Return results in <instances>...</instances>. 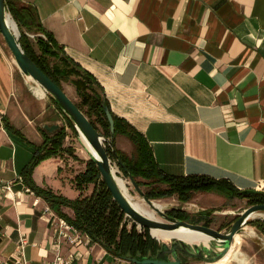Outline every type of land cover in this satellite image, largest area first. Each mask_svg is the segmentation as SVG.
Segmentation results:
<instances>
[{"label": "crops", "instance_id": "obj_1", "mask_svg": "<svg viewBox=\"0 0 264 264\" xmlns=\"http://www.w3.org/2000/svg\"><path fill=\"white\" fill-rule=\"evenodd\" d=\"M11 1L34 10L41 32L20 29L34 35L33 43L37 35H50L60 54L90 74L110 113L142 134L163 173L205 175L264 193V0ZM68 87L62 89L75 103L76 89ZM44 92L18 69L0 33V258L24 234L28 264L53 259L51 221L58 216L26 186L23 171L30 169L36 187L70 200L94 187L78 185L89 158L70 142L64 114ZM45 124H58L66 134L55 153L31 165L51 148L44 143L59 130L48 131ZM114 146L127 155L133 150L123 135H115ZM193 195L201 217L226 214L214 209L227 200L251 205L249 197L230 189ZM155 200L164 204L162 210L185 211L188 204L176 195ZM46 207L50 212L44 213ZM61 210L73 217L71 207ZM217 229L226 231L227 222ZM79 251H86L83 261L89 264L97 257L124 264L93 241ZM180 258L182 264H264V234L249 224L216 261Z\"/></svg>", "mask_w": 264, "mask_h": 264}, {"label": "trees", "instance_id": "obj_2", "mask_svg": "<svg viewBox=\"0 0 264 264\" xmlns=\"http://www.w3.org/2000/svg\"><path fill=\"white\" fill-rule=\"evenodd\" d=\"M7 10L11 19L17 27H26L28 32H41L40 26L36 23V15L32 8L18 5L11 0H5ZM46 38L36 36L33 43L30 38L20 31L18 39L24 52L60 87L62 81L69 82L75 89L79 98L75 102L80 110L86 115L92 125L102 132L105 137L112 141V146L106 144V151L113 160H121L133 178L141 177L148 188L144 194L149 199H159L176 195L182 202L189 201L194 192H206L211 190H229L232 194L239 191L228 181L213 179L205 175L174 176L163 173L158 168L153 153L140 132L124 119L114 115V134L109 131V123L106 119L103 107L107 101L99 91L98 85L92 80L88 72L72 65L69 59L60 54L59 47L53 38L45 34ZM51 59H56L50 64ZM65 116V115H64ZM65 121L75 136H78L73 123L65 116ZM8 127V123H5ZM66 132L64 128L57 130L53 137L47 139L44 145H52L47 148L43 155L33 159L31 165L42 156L56 152ZM115 135H123L130 140L133 150L130 155L118 150L114 146ZM31 168V166H30ZM123 171V169L120 167ZM30 169L26 168L22 173L23 182L36 195L42 196L49 205V208L56 215L69 224L76 227L83 234L87 235L90 241L98 243L108 253L120 256H150L159 249L157 238L150 236L147 228L142 231L136 229V224L121 211L119 206L112 199V195L101 180L100 172L91 159L86 161V170L81 174L78 185L82 183H93L94 187L89 195L78 197L74 200L56 195L50 190L36 187L29 178ZM125 174V173H124ZM140 183L138 182V185ZM165 185L161 187L160 185ZM250 204L264 203V193L249 195ZM62 206H69L73 209V217L68 216L62 210ZM166 214L187 221V214L181 209H170ZM130 226L127 227V223ZM250 225L256 226L264 234V221L254 220Z\"/></svg>", "mask_w": 264, "mask_h": 264}, {"label": "water", "instance_id": "obj_3", "mask_svg": "<svg viewBox=\"0 0 264 264\" xmlns=\"http://www.w3.org/2000/svg\"><path fill=\"white\" fill-rule=\"evenodd\" d=\"M11 18L7 10L5 0H0V33L3 36L5 43L14 57V61L18 69L26 76H31L45 91V93L54 101L61 112L73 123L79 135H83L89 144L94 148L97 157L90 155L89 159L93 160L97 165L101 180L112 195V199L119 206L126 217L131 219L141 228H147L151 237L152 228H160L164 230L177 229L180 226L187 227L193 230L200 231L208 236L207 244L205 243H188L180 238L174 239L170 244L165 242L160 243V247L154 255L150 256H120L122 260L132 262L134 264H182L179 256L190 257L204 262H213L221 258L230 248L233 242L235 233H240L245 226L249 225L254 220H259L258 217H251L254 212L263 211L264 203L251 204L237 214L234 221L230 224L226 231L214 229L212 227L189 223L188 221L178 219L166 214V211L158 209L152 199H149L144 194L133 178L132 174L126 169L121 160L117 159V164L123 169L127 177L132 181L135 190L149 204V206L158 213L165 221L150 218L147 215L138 211L126 197L115 179V171L111 165V158L106 151V144L112 146L110 138L98 131L80 108L72 101L65 91L56 82H54L22 49L18 39L19 36L8 25V18ZM106 119L109 123V131L114 134V119L110 113L108 106L103 107ZM43 128L48 131L59 129L58 124L43 125ZM106 142V143H104ZM239 195L244 197L249 195H259L261 191L258 189H244L238 191ZM156 239V238H155ZM158 240V239H156Z\"/></svg>", "mask_w": 264, "mask_h": 264}, {"label": "rangeland", "instance_id": "obj_4", "mask_svg": "<svg viewBox=\"0 0 264 264\" xmlns=\"http://www.w3.org/2000/svg\"><path fill=\"white\" fill-rule=\"evenodd\" d=\"M12 27H13L14 31L16 32V35H18L20 37V30L21 29L17 28V26L14 23H12ZM30 40L33 42V39L31 37H30ZM50 61H51L50 64H53L56 61V59H51ZM61 84H62L63 89L66 90L67 92L69 90L68 86L72 85L69 82H64V81H62ZM74 100H76L75 102L79 101V99L77 97ZM99 130L102 131L101 128H99ZM68 134H69V137L71 138L70 142L74 143L76 150H79L78 151L79 155H81V157L85 160L88 159L90 154L92 153L89 146L86 145V143L83 141V139H80V137H78V136L76 137L71 130L68 132ZM104 143H106V142H104ZM80 149L83 152V154L80 152ZM111 165L115 171L116 176H119L120 179L125 180L126 190L131 195L132 199L135 200L134 202L140 203V204L142 203V209H144L146 211V213L149 212L147 214L154 216L155 219H158L160 221H165L164 218H162L158 213H156L155 211L153 212L150 209L151 207L149 206V204L135 190V188L132 184V181L123 173V171L120 169V167L116 163V161L111 160ZM135 181L137 183L138 182L140 183L139 187L142 191H145L148 188V186L146 184H144V182H145L144 180L136 178ZM152 200H155V199H152ZM155 201H157V200H155ZM245 201L246 200H244V199H240L237 201L236 200H232V201L227 200L226 203L222 202V204H220V206H217V208H215L214 210H217L219 212L227 211V213L226 214L211 213V215H210L211 218H207V216L201 217L200 214H198V212L195 210L196 207L191 204V203L195 202L194 197H192L189 201H187L188 204L184 205L185 206L184 210L187 211L186 214H187V218H188L189 223H193L192 221L197 222L200 220L201 221H207V222H211L210 226L212 228L217 229L223 219L225 220V222H227V224L233 222V220L237 216V214H234V213L235 212H241L244 208H246V206H248V204H245ZM203 202H204V200H201V202L199 203V206H200V204H203ZM164 211H166V210H164ZM260 218H263V217L261 216ZM129 226H130V222L127 223V227H129ZM136 229L138 231H142V228L139 227L137 224H136ZM152 229H154V228H152ZM153 231H155V233H158L157 235H158L160 240H157V243H159V244L162 242L170 244L174 240V239H171L168 237L172 234L165 233L159 229L153 230ZM163 233H165V234H163ZM203 243H206V242L204 241ZM190 245H192V243Z\"/></svg>", "mask_w": 264, "mask_h": 264}, {"label": "built area", "instance_id": "obj_5", "mask_svg": "<svg viewBox=\"0 0 264 264\" xmlns=\"http://www.w3.org/2000/svg\"><path fill=\"white\" fill-rule=\"evenodd\" d=\"M33 37L34 35H30ZM43 38H46L44 34H41ZM50 212V209L46 207L44 213ZM50 221V220H49ZM53 223V241L52 247L55 251L53 259H44L43 264H89L83 261V254L79 251V247L88 246L90 239L87 235L83 234L73 225L69 224L62 218L55 217L51 221ZM28 245V239L24 234H20L13 252L7 257L0 258V264H28L26 258V247ZM68 246L69 252L62 253V247ZM118 258H114L111 261L105 260L102 257H97L90 264H119ZM124 264H134L129 261L122 260Z\"/></svg>", "mask_w": 264, "mask_h": 264}, {"label": "bare ground", "instance_id": "obj_6", "mask_svg": "<svg viewBox=\"0 0 264 264\" xmlns=\"http://www.w3.org/2000/svg\"><path fill=\"white\" fill-rule=\"evenodd\" d=\"M7 22H8V25H9V27L12 29V30H14L13 29V27H12V23H14L13 22V20L9 17L8 18V20H7ZM31 77V76H30ZM32 78V77H31ZM33 79V78H32ZM34 80V79H33ZM35 81V80H34ZM36 82V81H35ZM37 83V82H36ZM37 85L41 88V90L44 92V89L37 83ZM45 93V92H44ZM81 136H82V139H83V141L86 143V145H88L89 146V148L91 149V151H92V153L90 154V155H93V156H96L97 157V153H96V151L94 150V148L89 144V142L85 139V137L81 134ZM114 170V169H113ZM115 176V179H116V181H117V183H118V185L120 186V188H121V190L123 191V193L126 195V197L130 200V202H131V204L138 210V211H140L141 213H143V214H145V215H147L148 217H150V218H154L155 219V217L154 216H152V215H150V214H147V213H149V212H147L146 213V211L144 210V209H142V203L140 204V203H135L134 201L135 200H133L132 199V197H131V195L127 192V190H126V182H125V180H122V179H120L119 178V176H116V174L114 175ZM153 203H154V205L158 208V209H160V208H163L164 207V204H162V203H160V202H158V201H153ZM153 212H154V210L152 209V208H150ZM263 217L264 218V212L263 211H259V212H254V213H252L251 214V217H258V218H260V217ZM156 229H159V230H161V231H163V232H165V233H169V234H178V235H170V236H168L169 238H172V237H176V238H180V239H182V240H184V241H186V242H188V243H200V242H206L205 244H207V241H208V236H206V235H204L203 233H201L200 231H197V230H193V229H190V228H187V227H183V226H180L179 228H177V229H173V230H164V229H160V228H156ZM165 233H163V234H165ZM236 234V233H235ZM234 234V235H235ZM167 236V235H166ZM234 237V236H233ZM227 253V252H226ZM225 253V254H226ZM224 254V255H225ZM223 255V256H224ZM218 260V259H217Z\"/></svg>", "mask_w": 264, "mask_h": 264}, {"label": "flooded vegetation", "instance_id": "obj_7", "mask_svg": "<svg viewBox=\"0 0 264 264\" xmlns=\"http://www.w3.org/2000/svg\"><path fill=\"white\" fill-rule=\"evenodd\" d=\"M236 218V217H235ZM234 221V220H233ZM232 223V222H231ZM231 223H228L227 224V228L230 226ZM179 256H181V254H179ZM181 257H184V256H181ZM183 263V262H182Z\"/></svg>", "mask_w": 264, "mask_h": 264}]
</instances>
